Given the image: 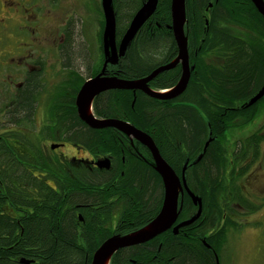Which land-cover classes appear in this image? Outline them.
<instances>
[{"label": "trees", "instance_id": "1", "mask_svg": "<svg viewBox=\"0 0 264 264\" xmlns=\"http://www.w3.org/2000/svg\"><path fill=\"white\" fill-rule=\"evenodd\" d=\"M146 1L116 0L114 2L113 0L115 16L118 19V39L126 33L134 15ZM186 3L188 21L186 36L193 48L200 47L201 50H204L215 49L219 46L235 50V53L231 54L236 57L229 62L224 73L219 72L218 69L209 70V81L207 78L205 79L208 87L205 90L193 82L187 88L186 98H192L191 100L197 102L205 114L199 113L191 106L180 108L167 106L157 109V106L160 108L161 104L154 98L145 97L143 92H138V94L136 92L134 95L131 91L120 89L100 93L93 105L98 116L124 118L140 130H145L152 135L162 157L179 175L187 162L193 161L197 157V151L202 149L204 141L209 137L210 141H207L209 146L201 153L202 157L204 156L202 163L205 162L203 164L204 176L209 182H205L203 186L199 187L200 177L194 164L188 165L185 177L189 188L197 195L203 194L206 199L202 223L199 227L208 225L210 222H214L213 226L218 225L224 219V224L218 229V232L207 238V242L219 253L221 260L225 247L229 243V234L232 231H237L240 226L238 227L236 221L233 222L232 219L224 215L223 203L227 204H225L226 208L233 209L227 195L231 188L226 184L225 178L223 179L221 176L226 167L227 151L223 143L214 137L225 133L224 125L227 124L229 127L234 123L228 124L229 122L224 121L221 118V113L224 110L215 103L206 104L203 94L209 93L210 87L213 98L215 100L224 99L226 103L229 102L227 104L229 107L234 106V101L231 99H239L250 92L254 81L259 78L264 62L260 54L249 53L244 48L251 45H264V18L251 0H186ZM133 4H136L137 8L126 18L124 11L129 10L130 5ZM211 4L212 7H210ZM171 5V0H159L156 12L130 43L126 54L121 56L123 62L118 67L123 69L122 77L140 79L151 73L161 58L171 60L172 56L177 54L178 47L175 38L172 30L169 31L172 21ZM208 13L210 18L207 23ZM103 27L104 22L101 27L102 31H104ZM152 28L155 29L152 30ZM157 31L160 33H156ZM73 32L74 30L71 28L70 36L66 39L67 43L60 46L62 64H71L69 60H66L64 54L66 56L72 54ZM98 57L99 54L95 60L92 56V59L98 63L95 73L101 67L100 61L103 62V54L100 61ZM201 66L202 64L199 62L194 70V77L202 72ZM70 72L74 74L73 79H65L64 82L56 84L57 86L51 93L50 107L53 116L61 112H66V116L64 120L55 119L51 123L57 121L60 126H67L70 129L67 136L73 142L95 143L89 147H98L96 143L101 138L97 132L85 127L76 116V92L84 82V78L77 72ZM170 73V84H173L180 74V69L173 68ZM34 78L35 75L31 74V78L21 89L17 103L20 107V119L14 120L12 116L14 113L9 109L5 112L4 119L6 121L0 124V207L7 206L11 209L9 214L0 210V264H92L91 261H86L84 250L73 244L76 237L71 221L72 217L66 216L60 225L57 222L55 197L48 196L46 201L45 213L50 216L49 219L42 216L44 212L37 205L40 201L39 196L52 195L55 192L48 181L40 179L36 175L35 171L38 169V165L45 161L42 152L37 149V145L34 143V137L32 138L30 133L25 132L33 131L35 128L33 119L28 117L37 104L35 101V105L32 107L31 96L35 91ZM200 94L203 99L200 98ZM230 121L232 122V118ZM73 128H77V130ZM209 132L213 133V139L210 138ZM52 138L55 139L56 136ZM39 156L42 159H39ZM44 166L50 175H55L52 167L47 164ZM242 173L243 171L240 174ZM102 180L103 178H91L88 181L91 183L89 187L85 186L82 181L74 180L73 182L75 190H91ZM127 180L126 184L132 186L133 191L139 190L137 193L135 191V195L138 200L144 203L143 211L152 212V210L160 208L163 181L154 168L148 164L143 165L136 162L131 168ZM64 183H67V180ZM102 184L104 187H110L109 183ZM65 190H68V183ZM209 196H211L210 201ZM26 197L29 200L26 201ZM85 197H87L86 194L78 199ZM183 199L180 219L189 217L193 208L192 201L187 195ZM27 204L32 208L29 212L26 210ZM242 204L244 205L245 202ZM145 222L147 220H143L139 225L145 224ZM199 234L201 232L195 235ZM153 241L154 244L148 243L146 246L129 248L126 250L127 252L120 250L116 253L112 264H126L128 252H131L132 256L137 259L136 261L132 260V263L135 264H138L140 260H142V264H216L215 257L208 248L201 251L196 247L195 249L190 248L193 244H201L198 238H194L192 244L182 232L178 235L172 232L164 234ZM160 244L162 245L157 262L151 260L149 253L143 252L149 249V245L157 249ZM141 249L142 251L138 253ZM203 251L209 252V255L204 256L201 253ZM152 252L150 250V253Z\"/></svg>", "mask_w": 264, "mask_h": 264}, {"label": "flooded vegetation", "instance_id": "2", "mask_svg": "<svg viewBox=\"0 0 264 264\" xmlns=\"http://www.w3.org/2000/svg\"><path fill=\"white\" fill-rule=\"evenodd\" d=\"M69 1L70 0H0V119H4L6 117L5 112L9 109L14 113L12 115L14 120L18 121L20 119V107H18L17 103L21 95V89H23L27 84L31 78V74L35 75V91L31 96L32 107H34L35 101L37 104L35 109L33 108V110L28 115L30 119H33L32 122H34L35 128L33 131L25 132L30 133L32 138L34 137V143L37 145V149L42 152V156L45 161L38 165V169L35 171L36 175L40 179L48 181V183L53 186V190L55 192L52 195L39 196L40 201L37 203V205L44 212V215L42 216L49 219L50 216L45 213L47 206L46 201L48 196L55 197L56 201L54 204L56 205L57 222L60 225V222L64 221L66 216L70 215L72 217L71 221L75 229L74 234L76 237L73 244L76 247L84 250L86 261L92 262L94 259V253L99 247H101L104 241L114 237L115 235L126 236L137 232V230L144 228L150 221L154 220L158 216V213L160 212V209L163 205L165 189L164 183H162V202L160 208L154 209L152 212L143 211L145 209V205L142 201L138 200L135 195V191L137 193L139 190L135 189V191H133L134 188L130 185H127L126 183H128L127 177L134 163L140 162L143 165L148 164L151 166V168H154L155 162L150 149L133 136H127L125 133L114 127L99 129L93 128L87 125L85 121H83V119L79 116L78 106H76L77 93L87 80L93 79L101 73L105 64V51L103 50L104 31L101 29L103 22L105 27L102 0H100V13L102 19L100 21L98 28L99 34L97 36L100 45L98 43V48L96 50L99 54V61L101 59V55L103 54V62L100 61L101 67L96 72L97 74L94 72L96 64H98L95 61H92L89 65L86 63H81L79 66H77L76 63H64L59 65H50L47 63L48 51L46 48V43L44 42L47 38L45 26L47 24L54 23L52 22L53 17H55V15H59L63 7H66L68 11L71 10L67 17L72 18L71 14L75 9V4L74 2L71 4ZM115 1L116 0H114V2ZM212 6L213 5L211 4L210 7ZM45 12L47 13L46 15H48V17H45ZM208 15V19L206 18L207 23L209 22L210 18L209 13ZM44 20H46V22ZM68 24L69 26L67 28H62V31H65L63 34L64 38L66 39L69 38L71 33V20L68 22ZM154 29L155 28H152V30ZM171 30L172 29L170 28L169 31ZM160 31H157L156 33H160ZM186 32L187 25L185 27V33ZM74 33L75 30L73 34ZM121 38L118 39L116 33L118 45L121 41ZM61 45H59L56 49V53L58 55L61 53ZM176 46L178 47L177 41ZM188 47L191 74L184 93L174 98L160 100L153 96H149L142 90L134 91L130 89L127 91H131L134 95L136 92L137 94L138 92H143L145 97L154 98L161 104V107L159 108L157 106V109L164 107L166 108L167 106L176 108L191 106L197 109L199 113L205 114L197 102L191 100L192 98H186L185 93L188 91L187 88L189 87L190 83L193 82L194 84L196 83L199 85L202 90H205L206 87H208L207 80L205 79L207 78L209 81V70L218 69L219 72L224 73L228 68L229 62L234 60L236 57L231 54L235 53V50L232 48H224L219 46L215 49L201 50L200 47L193 48L189 40ZM244 50L249 53L260 54L264 62V45H251L244 48ZM178 52L176 55L172 56L171 60H164L161 58L158 64L152 69L151 73L163 65L172 63V61L176 59ZM122 62L123 60H121V57H119L118 63H109L105 69V75L107 77L110 76L118 79L137 80L138 78L127 79L122 77L123 69L118 67L119 65H122ZM199 62L202 64V72L194 77V70L197 68ZM173 68L180 69V74L176 79V82L170 84V72L173 71ZM173 68L170 70H164L151 79L149 88L151 90L153 89L160 92H169V90H172L173 87L179 83L182 76V63L179 62ZM70 71L77 72L84 78V82L76 92V116L79 117L80 121L85 125V127H89L97 132L99 138H101L100 141L96 143L98 147H89V145H93L95 143L87 144L83 142H73V140L67 136L68 132L70 131L67 126L62 127L57 121L55 123H51L54 122L55 119L64 120V117L66 116V112L56 113L55 116H53L50 104L52 100L51 93L54 87L57 86L56 84L64 82L65 79L70 80L74 75ZM151 73L147 74L146 76L151 75ZM263 85L264 66L262 67L259 78L254 81L250 92L239 99H231L234 101V106L228 107L227 104L229 102L226 103L224 99L215 100L210 87L209 93L203 94L206 104L209 103L211 105L215 103L217 106H220L222 110H224L221 113V118L224 121L227 123L229 122L228 124L234 123V125H230L229 127L227 124L224 125L226 127L224 131L225 133H223L221 136L215 135L216 137L214 138H217L219 142L223 143L227 151V160L225 163L226 167L225 170L222 171L221 176L223 179L225 178L226 184L231 188V191L228 192L227 195L230 198V206L233 209L230 210L226 208L227 204L223 203L224 215L225 217L232 219L233 222L236 221L238 223V227L242 225V221L244 223L245 221L247 222L246 219H250V217L255 214V212L264 210V192H260L257 186V182H260V178L261 182H263L264 176V95L258 102L251 104V106L247 105L252 97L261 91ZM200 98L203 99L201 94ZM93 113L98 119L114 118L98 116L95 112L94 105ZM230 118H232V122L230 121ZM121 119L132 125L130 121L124 118ZM258 119H261L259 123ZM5 121L6 120L4 119V122ZM73 129L77 130V128ZM209 133L211 135L210 138H212L213 133ZM54 136H56L55 139L52 138ZM208 140H205L202 149L197 151V157L193 161L189 160L185 165L187 169L188 165L194 164L196 166V171H198V176L200 177V180L198 181L199 187L203 186L205 182H209L204 176L203 170L205 168L203 164H205V162L202 163L204 156L202 157L201 155ZM21 149L24 150L25 148ZM243 157L245 158L243 159ZM38 158L42 159L41 156ZM101 160H106V162L104 165L100 166L98 163L101 162ZM45 164L53 168L55 175L52 176L48 173V169H46L44 166ZM154 169L157 171L156 168ZM242 171L243 173L240 174ZM181 174L178 175L181 177ZM91 178H103V180L91 190H75V185L73 182L74 180L82 181L85 183V186L89 187L91 183L88 181H90ZM65 180H67L68 183V190H65L67 189V183H64ZM105 182L109 183L110 187H104L102 183ZM189 187L190 186L188 185V188ZM84 194H86L87 197L78 199ZM194 194L202 199L203 211L200 218L197 221L191 223V225L180 227L178 233L174 232L175 226L179 225L180 222L190 219V217L196 214V212L199 210L198 205L194 203L187 190L184 189V195L182 196V194H180L179 199L181 202L183 200V203V197L185 195L191 199L193 205L191 211L192 214L190 213L189 217L183 219L178 217L177 222L171 228H169V230L163 232L159 236L169 234L171 232L178 235L180 232H182L185 234L186 239L191 243L194 238H198L201 241V244L196 245L192 243L193 245L191 244L192 246L190 248L195 249L196 247L200 251L204 248H208V250L215 257V263L218 264L221 262L220 255L218 252H216L215 248H213L212 245L207 242V238L218 232V229L224 224V219L218 225L213 226L214 222H210L208 225L199 227V225L202 223L201 219L203 218L206 199L203 197V194ZM208 198L210 201L211 196ZM25 200H29L28 197H26ZM243 202H245L244 205L242 204ZM28 205L29 204L26 206V210L29 212V210L32 208H30ZM182 207L183 204L181 209ZM0 210L1 212L4 211L6 214L11 213V209L7 206L0 207ZM143 220H147V222H145V224L139 225ZM248 222L251 221L249 220ZM200 228H202L200 231H195L196 229ZM195 232H201V234L196 236ZM159 236L144 243L118 249L112 255L109 264H112L113 259L116 257V253L120 250L126 251L129 248L140 245L146 246L148 243L154 244L153 240H156L159 238ZM161 245L162 244H160L157 249L155 248L156 244L155 247H150L149 245V249L144 250L143 252L149 253L151 255V260L157 262ZM150 250L153 252L150 253ZM141 251L142 249L139 250L138 253ZM128 253L129 255H127L128 259L126 258V264H135L132 263V260L136 261L137 259L132 256L131 252ZM201 253H203L204 256L209 255V252L203 251ZM138 264H142V260H140Z\"/></svg>", "mask_w": 264, "mask_h": 264}, {"label": "water", "instance_id": "3", "mask_svg": "<svg viewBox=\"0 0 264 264\" xmlns=\"http://www.w3.org/2000/svg\"><path fill=\"white\" fill-rule=\"evenodd\" d=\"M255 8L261 13L264 18V0H251ZM159 0H147L143 6L134 15L135 17L128 26L126 33L121 38L119 45L117 44V17H115V11L113 6V0H102V7L104 11L105 27L103 34V50L105 51V64L100 74L97 77L87 80L82 88L77 93L76 106H78L79 116L85 121V123L93 128H110L114 127L119 131H122L127 136L134 137L142 144L147 146L154 158V168L158 171L163 179L165 196L164 202L158 213V216L150 221L144 228L137 230L132 234L126 236L115 235L104 241L101 247L94 253L92 264H109L112 255L120 248H126V246H133L139 243L147 242L148 240L155 238L166 232L171 228L179 217L180 209L183 204L180 201V194L184 195V189L193 199L194 203L198 205V211L190 219L180 222L179 225L174 227V232L178 233L180 227L191 225V223L197 221L202 214V199L194 194L191 188H188L185 172L187 167L182 171L181 177L176 171L169 165L167 160L162 157L159 147L155 144V141L145 131L138 129L135 125H131L127 121L119 120L115 118L101 119L94 116L93 113V101L99 95V93L108 91L109 89H126V90H142L149 96H153L157 99H170L185 92V88L188 85L191 68L189 66V47L188 36L185 33V27L187 22L186 14V0H171V15L172 23L170 28L173 30V34L176 38L179 52L175 60L172 63L163 65L160 68L155 69L151 75L137 79V80H125L121 78H115L105 75V69L109 63L116 64L121 56H124L128 50V46L138 35V32L149 21L152 15L156 12L159 6ZM179 62L182 63L183 73L179 83L173 87L169 92H160L151 90L149 83L151 79L160 74L164 70H170L175 67ZM261 91L255 94L250 102L251 104L261 100L264 95V85ZM210 141V140H209ZM209 142L206 143V148ZM106 160H101L98 165H104ZM108 166V161H107ZM181 204V206H180ZM25 262V261H24ZM220 264V263H218Z\"/></svg>", "mask_w": 264, "mask_h": 264}, {"label": "rangeland", "instance_id": "4", "mask_svg": "<svg viewBox=\"0 0 264 264\" xmlns=\"http://www.w3.org/2000/svg\"><path fill=\"white\" fill-rule=\"evenodd\" d=\"M69 2L75 4V9L71 14L72 18L67 17L71 10L68 11L66 7H63L59 15L54 14L55 17L52 21L54 23L45 26L47 38L44 42L48 51L47 63L50 65L62 64L63 58L56 53V49L59 45L67 43L63 34L65 31L63 32L62 28H67L68 22L71 20V27L75 30L71 43L73 50L71 56L64 54V57L70 63H76L77 66L81 63L89 65L98 55L96 49L98 43L100 45L97 37L102 19L100 0H70ZM130 6L129 10L124 11L126 18L137 8L136 4ZM46 14L45 12V17H48ZM44 21L46 22V20ZM260 120L258 119V123ZM2 122L4 119L1 118L0 124ZM257 186L260 192H264V176L263 182L260 178ZM246 220L245 223L242 221V225L237 231H232L229 234V243L222 254L221 264H264V210L255 212L250 219ZM249 220L251 222H248Z\"/></svg>", "mask_w": 264, "mask_h": 264}, {"label": "bare ground", "instance_id": "5", "mask_svg": "<svg viewBox=\"0 0 264 264\" xmlns=\"http://www.w3.org/2000/svg\"><path fill=\"white\" fill-rule=\"evenodd\" d=\"M108 264V263H107Z\"/></svg>", "mask_w": 264, "mask_h": 264}]
</instances>
